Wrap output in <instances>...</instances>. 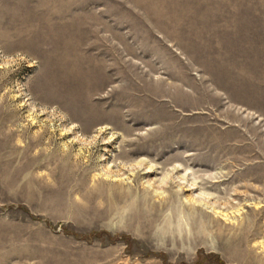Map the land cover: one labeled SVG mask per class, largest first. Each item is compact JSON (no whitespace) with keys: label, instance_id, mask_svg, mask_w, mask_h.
<instances>
[{"label":"rangeland","instance_id":"rangeland-1","mask_svg":"<svg viewBox=\"0 0 264 264\" xmlns=\"http://www.w3.org/2000/svg\"><path fill=\"white\" fill-rule=\"evenodd\" d=\"M0 264H264V0H0Z\"/></svg>","mask_w":264,"mask_h":264},{"label":"crops","instance_id":"crops-1","mask_svg":"<svg viewBox=\"0 0 264 264\" xmlns=\"http://www.w3.org/2000/svg\"><path fill=\"white\" fill-rule=\"evenodd\" d=\"M13 230H15V229H12L10 231H13ZM6 241H7V243L9 242L8 240H6ZM12 253H14V256L21 257L25 254V251H23V247H22V245H20L19 247H15V249Z\"/></svg>","mask_w":264,"mask_h":264}]
</instances>
